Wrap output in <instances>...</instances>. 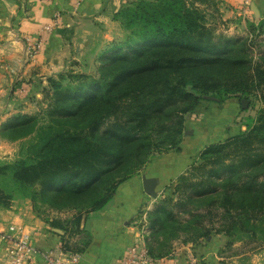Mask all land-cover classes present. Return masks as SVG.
<instances>
[{
    "label": "trees",
    "instance_id": "obj_1",
    "mask_svg": "<svg viewBox=\"0 0 264 264\" xmlns=\"http://www.w3.org/2000/svg\"><path fill=\"white\" fill-rule=\"evenodd\" d=\"M208 1L130 3L118 14L129 34L124 43L109 50L105 74L111 78L103 86L92 80L86 88L72 91L49 78L54 98L48 104L51 125L39 130V142L31 151L33 163L0 165V208L9 209L15 194L21 193L33 203L35 214L38 198L53 209L75 212L68 220H45L63 231L65 252L81 254L90 243L81 229L83 218L102 210L117 188L148 164L151 152L179 151L184 116L199 107L201 97H245L256 92L264 102V45H256L264 37V19L248 25L250 37L219 36L198 5ZM256 46L260 57L254 60ZM218 67L221 71L213 74ZM93 103L103 104V116L87 128L69 129L68 124ZM34 121V116H16L3 124L1 132L16 141L37 131ZM247 125L245 132L205 147L199 164L178 178L175 206L199 201L201 208L185 209L187 217L178 220L174 229L169 228L177 222L173 210L158 205L147 214L145 242L151 256L170 254H154L155 236L169 229L189 232L193 226L198 230L189 232L184 243L212 234H241L264 246V110ZM98 186L104 195L88 206L56 207L49 202L78 198Z\"/></svg>",
    "mask_w": 264,
    "mask_h": 264
},
{
    "label": "crops",
    "instance_id": "obj_2",
    "mask_svg": "<svg viewBox=\"0 0 264 264\" xmlns=\"http://www.w3.org/2000/svg\"><path fill=\"white\" fill-rule=\"evenodd\" d=\"M120 1L0 0V128L13 117L29 115L38 109L39 92L48 84L49 77L60 73L69 60L75 59L73 42L78 39L82 27L93 15L107 12L108 2L117 4L115 2ZM214 4L216 15L228 20L231 30L239 28L238 21L245 25L264 19V0H251L249 7H245L242 0H214ZM68 33L73 35L67 37ZM26 38L43 41L42 52L33 59ZM28 99L35 102L30 103ZM236 103L209 108L203 105L190 114L185 132L188 137L182 143L183 153L155 156L141 174L117 188L102 210L83 218L81 229L90 243L80 254L77 264H122L129 248L141 240L140 214L143 217L157 207L158 197L153 199L144 192L143 177L158 181L159 196L160 187L183 174L198 152L228 138L226 130L233 126ZM8 149L9 143L0 139V155ZM10 225L31 234L32 246L38 254L28 264H47L41 253L58 247L64 234L36 217L28 200L13 202L9 209L0 208V232ZM84 235L76 236V239ZM226 245L220 235L195 243L177 242L172 252L163 258V264H238L232 258L223 257L221 252L225 251ZM0 264H7L1 241Z\"/></svg>",
    "mask_w": 264,
    "mask_h": 264
},
{
    "label": "rangeland",
    "instance_id": "obj_3",
    "mask_svg": "<svg viewBox=\"0 0 264 264\" xmlns=\"http://www.w3.org/2000/svg\"><path fill=\"white\" fill-rule=\"evenodd\" d=\"M137 0H121L119 2H115L117 4L107 3V12L97 13V15H93L90 19V21H87L86 24L82 27V30L80 34L77 35V38L73 42V56L75 57L74 60H69V63L66 65V67L58 74H52L51 79H54L56 81H59L64 87H68L72 91L86 88L88 85L91 84V81L93 82H100L101 86L105 84L106 81H108L111 78V74H105L106 69L110 67V65L107 64V56L110 54V49L114 46H118L125 42L127 35L129 34V30H126L124 28V23L121 18H118V14L123 10V8H126L129 6L130 3H133ZM199 8L203 10L206 14L207 18V24L209 27L213 28L214 33L216 35H222L227 38H233L236 39H244L245 37H250L251 33L249 32L248 25L250 23H255L249 21L247 24L243 25L240 21L237 22V25L239 28H236L234 30L229 29V21L223 20L222 18L218 17L216 15V9L214 0H209L205 3H198ZM257 24V23H255ZM73 35V33H68V36ZM264 37L258 39L256 45L258 43L264 45L263 41ZM26 41V39H25ZM34 41H38L40 43V50L39 52L34 56H31V58H35L37 55H39L42 52L43 49V41L41 39L36 38ZM259 45V44H258ZM78 50V51H77ZM261 50H264V46L261 48ZM253 56L254 60H257L258 57H260L259 49L256 47H253ZM31 54V53H29ZM262 54V53H261ZM220 72L221 67L215 68L214 71H212L213 74L215 72ZM222 73H225V71H222ZM84 76L83 78H78V76ZM52 88L50 84L44 85L42 90L39 92L41 95L40 98H37L39 101V104L37 107L38 109L32 110L30 114H25L27 116H34L35 117V123H36V129L37 131H34L32 134L18 139L16 141H12L8 136H10V133L2 134L1 128H0V139L3 142L9 143V149L0 155V165L3 164H12L14 162H17L19 160H24L27 163H33V157L31 156L32 146H35L39 142V130H42L46 128L47 126L51 125V117L48 114V104L50 101H53L54 98H52ZM48 95V96H47ZM248 99L249 105L246 109L242 108V105L240 104L241 100ZM29 100V99H28ZM239 100V101H236ZM30 103H34L35 100H29ZM223 101V102H221ZM231 102H237L235 105L234 110H236L234 121L232 122L233 126L230 130V127L226 130V134L228 138L237 136L243 132H245L248 128L249 123H254V121L258 118V115L261 113V111L264 110V102L261 100L259 93H251L248 96H234L229 95L225 97H219L217 95H208L201 97V102L198 108H200L203 105H208V108L210 106H216L220 104H226ZM95 106V107H93ZM197 108V109H198ZM196 109V110H197ZM195 110V111H196ZM194 113V112H193ZM104 114L103 111V104L97 105L96 103H93L91 106L86 108L82 111L81 114L77 115L75 120H72L68 124V128L71 130H75L78 128H87V125L95 118L102 117ZM189 113L184 116V133L182 136V141L179 145V151L176 150H169V151H160V152H151L148 163L157 155H164V154H173V153H183V140L186 139L188 136L185 134V132L188 130L187 128V119L191 118ZM190 116V117H189ZM107 118L104 119L106 121ZM226 138V139H228ZM224 139L223 141H225ZM222 141V142H223ZM219 143V142H218ZM201 151L198 152L194 159L193 164L188 167V169L181 175L170 179L167 182V185L160 187V192L158 199L155 202V206L161 205L165 209L173 210L174 213L178 214L177 222L172 224L169 228L176 227L178 224V220L180 223V220L182 218H186L187 214L185 213V209H191L195 210V206L202 207L201 203L198 201L194 205L181 207V206H175V203L178 201V195L175 192V188L178 183V178L184 174L189 173L188 171L195 165L199 164V155ZM134 162V160H132ZM125 166V162L122 163L121 167ZM147 166V165H146ZM142 167L137 175L141 174V172L146 167ZM128 167V166H127ZM125 168V167H124ZM123 170V169H121ZM102 187H90L86 194H84L81 197L78 198H59L57 200H50L49 202L56 206L61 207L64 205H83L88 206L90 205L98 196L104 195V191H102ZM106 194V192H105ZM50 196L46 197L49 199ZM30 201L29 199H23L21 198V193H16L13 200V202L16 201ZM38 202L36 203V213L41 216L39 217L37 214H35L33 209V203L31 202L33 213L36 217L39 219H42L45 223V219L50 220H68L71 219L73 214L75 212L73 211H64V210H56L53 209V206L45 205L42 200V198H38ZM194 207V208H193ZM193 208V209H192ZM142 218V214H140ZM140 218V217H139ZM141 222H143L141 220ZM139 220V223H141ZM48 224V223H47ZM183 224V222H181ZM49 225V224H48ZM184 226V225H183ZM193 228V229H192ZM190 228V231H197L198 229H195L194 226ZM188 230H182L177 229L173 233L172 229L166 230L163 233H160L159 235L155 236L154 240L151 242V248H153L154 254L160 255L168 251L169 253L172 252V250L175 248V244L177 242H184L185 239L190 234ZM174 235V236H173ZM213 235V234H212ZM226 240V243H231V245L225 247V251L221 252L223 254V257L225 258H232L237 261L238 264H264V246L260 245L257 241H253L250 238H241V234L236 235L235 237H226L223 234H218ZM149 236V231L147 229L146 237ZM241 238V239H240ZM164 258V257H163Z\"/></svg>",
    "mask_w": 264,
    "mask_h": 264
},
{
    "label": "built area",
    "instance_id": "obj_4",
    "mask_svg": "<svg viewBox=\"0 0 264 264\" xmlns=\"http://www.w3.org/2000/svg\"><path fill=\"white\" fill-rule=\"evenodd\" d=\"M83 0H77L81 3ZM245 7H249L251 0H242ZM29 46L30 56H35L40 50V43L26 38ZM141 240L131 246L123 259L122 264H163V258L151 256L145 242L147 232V215L142 217ZM31 234H27L23 229L10 225L6 230L0 232V241L5 246L7 264H28L38 252L33 248L31 243ZM41 257L47 264H77L79 263L80 254L67 253L63 250L61 244L55 249L41 253ZM190 261L193 262L190 258Z\"/></svg>",
    "mask_w": 264,
    "mask_h": 264
},
{
    "label": "water",
    "instance_id": "obj_5",
    "mask_svg": "<svg viewBox=\"0 0 264 264\" xmlns=\"http://www.w3.org/2000/svg\"><path fill=\"white\" fill-rule=\"evenodd\" d=\"M241 105L243 109H246L249 105V101L243 99L241 100ZM157 186L158 181L156 179L143 177L144 192L153 199H156L158 197Z\"/></svg>",
    "mask_w": 264,
    "mask_h": 264
}]
</instances>
